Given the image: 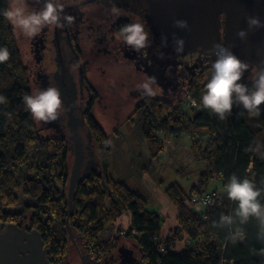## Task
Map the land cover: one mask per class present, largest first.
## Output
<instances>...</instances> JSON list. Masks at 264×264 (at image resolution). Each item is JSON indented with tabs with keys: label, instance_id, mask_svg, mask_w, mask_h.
<instances>
[{
	"label": "trees",
	"instance_id": "obj_1",
	"mask_svg": "<svg viewBox=\"0 0 264 264\" xmlns=\"http://www.w3.org/2000/svg\"><path fill=\"white\" fill-rule=\"evenodd\" d=\"M10 1L0 0V47H6L10 53L9 60L0 64V95L7 98L6 104H0V222L16 224L29 216L28 226L41 233L45 247L50 250V261L57 264L68 255L70 241L63 224L67 216L63 188L68 183L71 164L67 146L55 138L42 137L25 108L23 97L32 92L14 28L3 15ZM214 60L215 57L200 68L184 92L196 107L184 109L182 101L172 103L143 95L131 115L139 114L142 118L139 135L146 141L154 161L164 151L161 140L178 139L184 134L190 140L194 161L207 165L198 186L186 191L171 183L164 189V195L177 210V223L163 238L164 220L148 210L147 201L139 192L111 178L108 136L96 118L91 113L87 115L86 125L96 144L99 166L76 189L70 225L95 260L102 261L116 252L121 238L125 237L137 248L142 264H264L261 253L264 242L257 239L258 225L254 219L239 226L245 237L235 244L226 240L228 229L213 227L222 214H231L236 207L227 194L216 189L224 194L223 199L205 206L202 214L194 210L198 204H188L190 196L201 193L202 183L209 180H221L222 188L232 174L254 179L258 186L264 180V158L248 150L257 146L256 137L264 128V105L260 116L253 118L242 107L234 106L225 120L199 106ZM241 82L251 87L250 78ZM33 144L52 154L44 165L35 166L41 168V175L16 180L10 171L25 165L24 146ZM261 151L264 153V141ZM3 207H17L21 211L13 214ZM127 213L131 214V220L122 235L116 230L120 228L116 223Z\"/></svg>",
	"mask_w": 264,
	"mask_h": 264
},
{
	"label": "water",
	"instance_id": "obj_2",
	"mask_svg": "<svg viewBox=\"0 0 264 264\" xmlns=\"http://www.w3.org/2000/svg\"><path fill=\"white\" fill-rule=\"evenodd\" d=\"M108 1H111L115 7L127 10L137 18L145 21L148 25L152 45L157 41L162 42L164 45L159 47L162 49L160 54L167 58L171 57L174 67L176 66V58L186 61L190 59L192 54L197 55L198 63H203V60L211 61L215 57L211 50L213 45L217 43L229 47L239 59L249 63L250 69L244 73L243 78H250L251 68L260 65L264 61V27L249 30L246 40L237 37L238 31L248 29V17H259L261 22L264 23V0H89L94 5L107 3ZM11 4L12 0L9 8ZM174 20H187L190 30L174 27ZM14 33L22 54V61L26 65L25 54L28 48L26 36L16 28H14ZM162 37H166V44ZM174 38H182L185 41L184 50L179 54L174 51ZM161 65L163 64L161 63ZM161 65L155 70L156 73H161ZM188 66L187 70L194 76L193 71L198 67L197 64ZM261 66L264 67V64ZM150 76H152L151 73ZM119 79L114 78L110 81V90L114 91L115 94L113 97L107 96L106 98L109 107L105 116H101L100 108L96 107L97 109H95L96 120L100 123L106 135L131 114L138 101L137 98L130 96L129 90L132 87L129 84L132 79H130V82ZM60 81L59 90L63 101L62 106H64L63 114L67 119L68 136L61 132L59 116L54 122H35L42 137L54 138L55 135L51 131V129H54L56 133L61 134V139L64 141L69 140L72 144L71 154L68 151V162L71 166L66 188L67 216L63 222L70 241L67 250L68 255L65 257L66 261L61 264H68V258L70 264H76V262L77 264H111L110 261L106 260L107 258L103 261H95L88 252L87 247L81 244L84 243L83 239L75 235L70 225L76 189L91 171L95 172L96 167L98 170L99 164L97 157V161L90 159L86 161L83 155L81 146L83 120L75 115L77 94L74 93V85L71 84L70 88L68 78H60ZM144 81L142 78L135 81V83L141 84ZM192 81L193 78H189L187 83L191 84ZM93 83L97 87L102 85L99 79L93 80ZM44 86L46 87V84ZM30 90L33 94L32 84ZM156 93L152 97L163 99V96L157 90ZM185 97H187V94L179 95L175 100L167 101L175 103V101H181ZM80 245L85 250H82L83 248ZM129 249L133 251L137 258L139 257V252L133 243L129 245L121 242L117 249L121 264L129 256ZM49 256L50 250L45 247L39 231L25 225L19 226L15 223L4 225L0 222V264H53ZM125 263L133 264L132 256Z\"/></svg>",
	"mask_w": 264,
	"mask_h": 264
},
{
	"label": "flooded vegetation",
	"instance_id": "obj_3",
	"mask_svg": "<svg viewBox=\"0 0 264 264\" xmlns=\"http://www.w3.org/2000/svg\"><path fill=\"white\" fill-rule=\"evenodd\" d=\"M62 3L64 4L62 15L72 16L74 18L73 23L65 24L63 28L46 27L34 38L25 37L28 48L26 49V58L23 54L26 60V65L24 63L23 65L27 69L30 85H33L34 92L47 87L59 89L60 78H68L70 88L71 84L74 85V93L77 94L75 115L83 120L81 127L83 155L86 161L88 159L96 160V144L87 128L86 117L91 113L96 118V107L100 108L101 116H105L109 107L106 98L107 96L113 97L115 94L114 91L110 90V81L114 78H125L119 80L130 82L132 79L129 84L132 89L129 92L130 96L138 99L137 104L143 94L142 90L137 89L139 84L135 81L142 78L145 80L151 73L152 76L156 77L160 86L156 90L163 96V99L175 100L179 95L184 94L190 85L187 83L188 79L194 78L200 68L205 67L210 61L203 60V63H198L197 55L192 54L190 59L186 61L176 58V66L174 67L171 57L167 58L160 54L162 49L159 47L164 45L160 41L153 45L151 43L150 47L141 50L139 53L135 52L118 38L119 30L124 24L131 22L144 23L146 30H148V25L124 9L118 8L121 15L116 17L112 12L114 5L111 1L97 5L91 4L89 0H62ZM28 4L29 10H38L43 6L42 2L38 4L36 0H28ZM191 64L198 66L193 71L194 76L187 70L188 65ZM160 65L161 73L159 74L155 70ZM128 74L130 75L128 76ZM95 79L101 80L102 85L95 86L93 83ZM153 87L155 88V85ZM63 110L64 106L59 113L60 128L61 132L68 136L67 119ZM51 131L55 135L54 138L62 141L71 154V142L61 139V134L56 133L54 129ZM80 247L85 250L84 247L86 246L80 245ZM128 254L125 262L132 256L133 264H142L139 257L137 258L130 249ZM116 255V258H113L114 254H111L106 260L110 261L111 264H121L120 254L117 250ZM49 259L51 260V255ZM64 261H66L65 257L57 264ZM125 262L123 264H126ZM68 264H70L69 258Z\"/></svg>",
	"mask_w": 264,
	"mask_h": 264
},
{
	"label": "clouds",
	"instance_id": "obj_4",
	"mask_svg": "<svg viewBox=\"0 0 264 264\" xmlns=\"http://www.w3.org/2000/svg\"><path fill=\"white\" fill-rule=\"evenodd\" d=\"M41 2L43 5L41 8L29 10L28 0H12L10 8L5 10L3 15L14 28L29 38L38 36L46 27L63 28L65 24L73 23L72 16L62 15L64 12L62 0H36L38 4ZM112 12L116 17L121 15L120 10L115 6ZM247 24V30L242 29L237 32V37L241 40H246L249 30L264 27L259 17H248ZM173 26L190 30L187 20H174ZM118 38L137 53L150 47L151 44L150 32L146 30L145 24L139 21L124 24L119 30ZM162 40L166 44V37H162ZM184 43L182 38H174V51L177 54L183 52ZM211 51L215 60L211 64L210 79L204 85L199 106L216 115L220 120L230 116L234 106L242 107L250 118L259 117L261 106L264 105V67L261 66L264 61L251 68V87H249L248 84L241 82L244 73L250 69L248 62L242 61L229 47L219 43L213 45ZM9 58V50L0 47V64L5 63ZM158 88L160 86L154 76L146 77L143 83L137 85V89L142 90V94L146 96H155ZM23 102L35 121L45 123L58 119L63 104L61 92L56 87H47L31 95H25ZM6 103L7 98L0 95V104ZM260 147L257 142L255 148L250 147L248 150L264 158ZM224 191L236 207L231 214H222L219 221L213 223V227L228 229L226 240L235 244L245 237L244 231L239 226L246 225L254 219L258 225L257 239L264 242V202H262L264 180H261L258 186L254 179L240 178L232 174L224 185ZM208 203V200L202 201L197 206V210L200 211ZM261 253L264 254V249Z\"/></svg>",
	"mask_w": 264,
	"mask_h": 264
},
{
	"label": "rangeland",
	"instance_id": "obj_5",
	"mask_svg": "<svg viewBox=\"0 0 264 264\" xmlns=\"http://www.w3.org/2000/svg\"><path fill=\"white\" fill-rule=\"evenodd\" d=\"M158 99V98H156ZM186 97L184 99H182L181 101L183 102V107L184 109H187L188 107H186ZM134 110L131 112V114L125 119L123 120L115 129V134L114 137L112 135V133L110 132L108 135V142H107V147L110 149L109 146H111V150H110V159H111V171L112 174L115 176L122 174V167L125 168L124 170H128L130 169V164H128L127 162L132 160V162L136 165V166H146V168H150L149 170V176L153 177L154 179L159 177V173L157 172V174L155 173V167L154 165H150L149 163V158L147 159V156H145V151H144V147L143 144H141L142 142L139 141L140 139V124L138 123V120H142V118L140 117L139 114H135L133 116H131L133 114ZM131 116V118H130ZM122 131L124 136L126 137L125 139L120 137V133L119 131ZM262 133V134H260ZM258 133L260 134L258 137H256V143L259 142V144L261 145L262 142L264 141V128L262 129V131ZM181 145L180 147L183 149V156L181 158H179L177 161H175L174 158V153L172 152L170 155L167 153V158L164 159L163 164L165 165L166 168V174H168L172 169L175 168H179V167H184L185 169L193 172V174H196L197 170L199 171V169H201L202 167H206L205 163L202 162H196L194 161L193 157H192V153H191V149H190V140L188 139V137L186 135H182L181 136ZM159 140H161L159 138ZM144 141V140H143ZM161 142L164 143L162 140ZM144 143L147 145L146 141H144ZM24 150L26 153V163L24 166H22L20 169L17 170H11L10 173L12 175V177H14L16 180H21L23 178H28V177H33V176H39L42 173L41 168L36 169L39 165H44L46 162V160L51 156V151L48 149H39L38 146L36 144L33 145H25L24 146ZM261 150V147H260ZM149 153V152H148ZM161 154V153H160ZM164 154V153H162ZM166 154V153H165ZM164 154V155H165ZM120 155V157H118ZM118 159L120 160H124V161H119V163L117 164ZM152 164H154V162L156 164H158L159 162L157 161V159H152ZM34 167H31L32 162H34ZM38 165V166H37ZM37 166V167H35ZM35 168V169H34ZM147 168V170H148ZM131 173L127 172L125 174V181L126 183H130V180L128 178V176ZM141 174V173H140ZM200 173H198L199 176ZM123 175V174H122ZM197 177H190L191 178V182L190 183H186V180L183 179L181 176H178L177 174L173 173V175L171 174L169 177L167 176H162L160 177V179L163 181V183L159 184L160 187L163 189V193H164V189L173 182L178 183L181 187H184L186 190H189L191 184L195 183L196 185L201 181L200 178ZM134 177V176H133ZM203 182V180H202ZM142 184V182H141ZM128 185V184H127ZM130 185H128V187H131ZM58 188H60V184L57 185ZM67 188V183L64 185V190L66 191ZM200 188V186H199ZM215 188H218L220 190H223L222 186H221V182L220 181H207V182H203L201 185V189H206V192L212 191ZM201 193H205V192H201ZM201 193H196L194 192L192 195L194 194H201ZM191 195V196H192ZM190 196V198H191ZM148 204H149V209L153 212H159L161 211L162 207L164 206V204H162V202L160 200H158L157 198H153L151 200H148ZM189 204V202H188ZM192 205V204H191ZM199 205V204H198ZM196 205V206H198ZM195 207V206H194ZM3 210L9 213H20L21 209L14 207V208H9V207H3ZM167 219H169L168 215L164 216ZM164 218V219H165ZM129 219V218H128ZM166 221L164 220V222L166 223ZM177 223V221H176ZM17 224H19L20 226H27L29 227V216H26L25 218H21L18 220ZM176 226V225H175ZM30 228V227H29ZM32 229V228H31ZM116 230L120 232V234L124 235V233L126 232V229L123 230L121 228ZM171 231V230H170ZM111 236V234L109 235V237ZM69 241V239H68ZM121 242H124L126 244L131 245L133 242H131L130 240L126 239L125 237H122L120 242H119V246L121 244ZM69 247V244H68ZM67 247V250H68ZM114 254L113 258H116V252L112 253ZM63 260V259H62ZM61 260V261H62Z\"/></svg>",
	"mask_w": 264,
	"mask_h": 264
},
{
	"label": "crops",
	"instance_id": "obj_6",
	"mask_svg": "<svg viewBox=\"0 0 264 264\" xmlns=\"http://www.w3.org/2000/svg\"><path fill=\"white\" fill-rule=\"evenodd\" d=\"M115 131H116V129H114L111 132L112 135H113V137H114ZM119 133H120V136L119 137H122L124 139L126 138L121 130L119 131ZM260 134H262V133H260ZM260 134H258L257 137ZM107 136L109 137V135H107ZM181 136L178 139L177 138H170L169 140L165 141V143H164V151L162 153H164V154L166 153V154L164 155V154L161 153V154L158 155V158H157V161L159 162L158 164H156L155 162H154V164H152L153 162L150 159L151 157H150V155L148 153L147 145L144 143L143 147H144V151L146 153L145 156H147V159L149 158L150 165L151 166L154 165V167H155V173L156 174H157V172L159 173L158 174L159 177L156 178V179H154L153 177H151V176L148 175L150 168L147 167L148 168V170H147L146 166H144V165H142V166L141 165L140 166H136L132 162V160H130V161L127 162L128 164H130V169L124 170L125 168L122 167L121 170H123L122 171V174L123 175L120 174V175H117V176L115 175L114 176L112 174V171H111V159H109V172H110L111 178L114 181L124 182L127 187L132 182V185H130L131 186L130 188L133 189V190H138L139 191V193L147 201V206H148V210L149 211H151V210L149 209L148 200H151L153 198H157L158 200H160L162 202V204H164V206L162 207L160 213L159 212H153V211H151V212L159 215L165 221H166V218L164 216L165 215H168L169 216V219H167L166 223L164 222L163 225H162V234L163 235L161 236V238H163L167 234H169L170 230L175 227V225H176L177 210L170 204V202L168 201V199L164 195L163 189L159 185L160 183H163V181L160 179V177H162L164 175L167 176V177H169L171 174L173 175V173H175L178 176H181L182 178L184 177L183 179L186 180V183H190L191 182V178L190 177H192V178L193 177H197L198 176V173L202 174V173H204V172L207 171V165H206V167H202L201 169H199V171L197 170L196 171L197 172L196 174H193V172L185 169L184 167H179V168L172 169L168 174H166V168L167 167H165V165L163 164V161H164L165 158L168 159V157L166 156L167 153L170 155L173 152L174 153L173 156L175 158V161H177L179 158H181L183 156V154H184L183 149L180 147V145H181V138H182ZM109 147H110V150H111V146H109ZM260 152H262V151L260 150ZM118 157H120V155ZM124 160H121V159L119 160L118 159L117 164L119 163V161L121 162V161H124ZM127 172L131 173L128 176V178L130 180V183L129 182L126 183V181H125V178H126L125 177V174ZM200 174H199L198 178H200ZM209 181L212 182V181H215V180H209ZM218 181L221 182V180H218ZM141 182H142V184H141ZM173 183H176V182H173ZM199 184H201V183L199 182L197 184V186ZM193 185H196V184L195 183L191 184L190 188ZM182 188L184 190H186L184 187H182ZM216 189H218V188H215V190ZM202 190H203L202 192H206L207 191L206 189H202ZM218 190H220V189H218ZM186 191H188V190H186ZM221 191L223 193H225L224 188ZM194 210L198 214H202V213H204L205 208L203 206L201 208V210L198 211L197 210V206H195L194 207ZM130 220H131V214H128V213L127 214H123L121 216V218L117 221L116 226L118 228L120 227L123 230H125V229L127 230V227L129 226ZM125 225H127V227H125ZM170 247L172 248V246H170Z\"/></svg>",
	"mask_w": 264,
	"mask_h": 264
},
{
	"label": "built area",
	"instance_id": "obj_7",
	"mask_svg": "<svg viewBox=\"0 0 264 264\" xmlns=\"http://www.w3.org/2000/svg\"><path fill=\"white\" fill-rule=\"evenodd\" d=\"M186 107L188 108L196 107L195 102L192 101L188 96L186 97ZM223 197H224L223 193H220L216 190H212V191L201 193V194H194L191 196L188 202L189 204L195 205V204H201V202L204 200H208L209 203L207 205H210V204L219 202L220 200L223 199ZM224 248L225 247L222 246V250H224Z\"/></svg>",
	"mask_w": 264,
	"mask_h": 264
},
{
	"label": "bare ground",
	"instance_id": "obj_8",
	"mask_svg": "<svg viewBox=\"0 0 264 264\" xmlns=\"http://www.w3.org/2000/svg\"><path fill=\"white\" fill-rule=\"evenodd\" d=\"M142 122V120H138V123L137 124H140ZM120 138V137H119ZM121 139V138H120ZM139 141H141L142 142V144L144 145V141H143V139L140 137V139H139ZM129 189H131L130 187H129ZM136 192H139L138 190H135Z\"/></svg>",
	"mask_w": 264,
	"mask_h": 264
}]
</instances>
